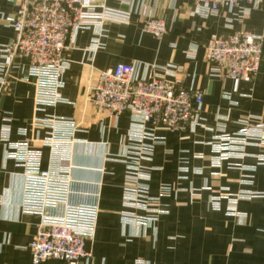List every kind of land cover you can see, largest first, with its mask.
<instances>
[{"label": "crops", "instance_id": "1", "mask_svg": "<svg viewBox=\"0 0 264 264\" xmlns=\"http://www.w3.org/2000/svg\"><path fill=\"white\" fill-rule=\"evenodd\" d=\"M143 1L101 0L109 7L130 11L131 24L107 26L101 31L97 49L93 30L80 29L70 41L66 55L71 66L61 80L60 95L70 104L47 108L42 113L36 109L35 80L27 77L28 60L22 56L9 58L1 52L15 38L8 20L15 15L17 6L0 0V264H33L29 244L40 223L38 216L21 210L23 170L14 161L6 160L2 138L6 134L10 142H26L40 150L43 168L50 169L52 150L44 144L48 132L33 124L45 114L75 122V138L86 143L76 144L73 149L71 177L77 184L100 186L97 231L87 243L91 258L81 264H215V260L211 261L214 256L230 258L223 248L230 243L231 226L237 229L244 247L238 252L239 264H264V166H258L252 185L242 184L245 173L230 168L232 164L255 166L264 148L249 147L245 159L225 160L219 170L211 166L216 158L212 143L221 133L219 125L232 134L240 130L243 121L264 123V53L258 73L250 82L212 76L204 56V46L212 39L239 31L260 35L264 2L256 9L248 6L247 13L240 8L222 7L218 15L202 18L193 0L146 1L152 14L168 24V33L156 39L143 31ZM193 49L197 50L196 55L190 58ZM119 63L181 66L182 73L175 78L185 90L201 91L204 95L195 127L176 131L159 128L156 132L165 143L157 146L145 166L150 169L153 204L169 213L143 230L121 223L130 119L127 115L111 117L100 113L91 102L100 72ZM185 163L190 168L188 173L181 172ZM164 186L172 192L163 194ZM208 187L229 188L232 193L240 189L252 191V200L239 204V211L248 214L247 220L236 224V218L226 214L225 202L221 211L213 210L211 192L202 190ZM194 191L199 192L198 197L191 196ZM217 226L224 228V235L214 236L212 230ZM42 264L65 263L48 260Z\"/></svg>", "mask_w": 264, "mask_h": 264}, {"label": "built area", "instance_id": "2", "mask_svg": "<svg viewBox=\"0 0 264 264\" xmlns=\"http://www.w3.org/2000/svg\"><path fill=\"white\" fill-rule=\"evenodd\" d=\"M17 6L9 22L15 31L11 44L1 50L9 58L22 56L29 62L27 77L36 83L35 104L38 112L56 108L70 102L60 95L61 80L70 70L67 51L70 41L80 29L93 30L95 49L100 47V36L109 25L128 27L132 13L109 7L101 0H8ZM144 0L140 8L143 31L156 39L168 33V24L152 14ZM174 2L175 0H168ZM197 14L211 18L222 7L240 8L243 13L256 9L264 0H193ZM196 49L190 52L195 57ZM264 53V27L260 35L239 31L226 38L212 39L204 46V56L210 65L212 76L227 77L234 81L250 82L258 73ZM182 73L181 66L158 64H123L101 71L92 88L91 102L100 113L111 117L127 115L130 127L124 154L125 177L123 185L121 223L136 230L148 229L167 211L153 204L150 197L151 174L145 162L150 161L157 146L164 144L157 137L159 128L170 131L195 127L204 95L201 91L185 90L175 77ZM169 78H174L170 80ZM1 93V91H0ZM35 127L47 130L44 144L52 150L50 169L42 166L43 154L26 142L6 144V160L19 166L23 179L21 210L40 218L35 237L29 244L32 263L48 260L65 264H81L91 258L87 243L93 240L100 215V186L77 184L71 177V154L76 144H85L75 138L76 124L66 117L44 115L33 122ZM220 129L224 131L221 126ZM226 149L221 152L223 161L237 153L245 159L249 147L264 146V123L243 121L239 131L224 136ZM258 166H264V154L257 156L255 166L241 165L242 171L254 178ZM190 168L182 164L181 172ZM212 192L210 204L214 210H222L226 203L227 215L241 219L240 201H250L253 192L224 195ZM163 194L172 192L168 186Z\"/></svg>", "mask_w": 264, "mask_h": 264}, {"label": "rangeland", "instance_id": "3", "mask_svg": "<svg viewBox=\"0 0 264 264\" xmlns=\"http://www.w3.org/2000/svg\"><path fill=\"white\" fill-rule=\"evenodd\" d=\"M91 97H92V94H91ZM222 125H219L218 126V131H220L221 133L219 134V136L215 139V142L214 143H212V148H213V151H214V154L216 155V158L211 162V166H212V168H214V169H220L221 167H222V163H223V159H221L223 156L222 155H220L221 154V152L223 151V150H225L226 149V147H227V145L226 144H224V136L226 135V134H228L227 132H224L222 129H220V127H221ZM228 148V147H227ZM260 148H264V146L263 147H260ZM231 156H230V158H228L227 160H229V159H231V158H236V159H238V157H237V153H233V151L231 150ZM201 158V157H200ZM241 165L242 164H232L231 166H230V168L231 169H238V170H240L241 172H243V173H245L243 176V178L244 179H242V184H244V185H252L253 183H254V178L253 179H251V178H249L248 176H249V173H247V172H244V171H242V169L241 168H239V167H241ZM245 166V165H244ZM209 188V187H208ZM211 189V191H215L214 192V194L213 195H215V194H218V192H220L222 195H224V191L222 190L223 188H219V189H212V188H210ZM227 189H229V188H227ZM202 190H205V189H202ZM208 191V190H207ZM231 191V190H230ZM229 191V192H230ZM242 191H244V190H238L237 192H236V194H238L239 192H242ZM247 191H249V190H247ZM252 192V191H251ZM198 193L199 192H191V196L192 197H198L199 195H198ZM230 193H232V192H230ZM254 195V194H253ZM212 197V192H211V196H210V198ZM254 197V196H253ZM210 200V199H209ZM210 202V201H209ZM240 202H242V201H240ZM210 207L212 208V206H211V204H210ZM213 209V208H212ZM214 210V209H213ZM167 211V210H166ZM216 211H218V210H216ZM221 211V210H220ZM169 212L167 211V214H168ZM241 213L244 215L241 219H237L236 217H234V216H232V215H229V216H231V217H234V218H236V224H243V222L245 221V220H247V218H248V214L247 213H245V212H242L241 211ZM226 214H227V212H226ZM166 215V214H165ZM163 216V215H162ZM161 216V217H162ZM160 217V218H161ZM159 218V219H160ZM159 221V220H158ZM157 223V222H156ZM155 223V224H156ZM201 229V228H200ZM202 232H203V228H202ZM202 232H201V234H202ZM212 232H213V234H214V236H222V235H224L225 234V232H224V228L223 227H216V228H214L213 230H212ZM200 234V235H201ZM239 233H238V231H237V229H234L232 226H231V233H230V243H229V245H228V248L224 245V248H223V250H224V252H228V254H230V258H225V257H223L222 256V258H218V259H216V258H214L215 256H214V254H213V252H211V256H214L213 258H211V261L212 260H215V261H212V262H214L215 264H221L222 262H224V261H226L227 262V264H239V257H238V252L240 251V250H244V247H242V245H240V238H238L239 237V235H238ZM219 245H220V243H219ZM200 247L203 249L204 248V246L203 245H201L200 244ZM217 249V248H216ZM249 247H247V251H249ZM254 250V246H253V248H252V251ZM207 261H210V259H209V254H207Z\"/></svg>", "mask_w": 264, "mask_h": 264}]
</instances>
